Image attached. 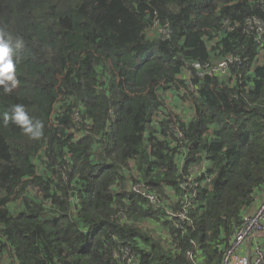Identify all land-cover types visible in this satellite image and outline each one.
<instances>
[{
  "label": "trees",
  "instance_id": "obj_1",
  "mask_svg": "<svg viewBox=\"0 0 264 264\" xmlns=\"http://www.w3.org/2000/svg\"><path fill=\"white\" fill-rule=\"evenodd\" d=\"M253 20L264 0H0L24 42L0 85V264H222L264 199ZM15 104L39 139L4 123Z\"/></svg>",
  "mask_w": 264,
  "mask_h": 264
},
{
  "label": "built area",
  "instance_id": "obj_2",
  "mask_svg": "<svg viewBox=\"0 0 264 264\" xmlns=\"http://www.w3.org/2000/svg\"><path fill=\"white\" fill-rule=\"evenodd\" d=\"M250 23V22H248ZM253 26L257 34L264 33V25L258 21H252ZM227 62L218 63L214 67H206V72L212 74L227 75L228 63ZM193 67L197 70L200 69L198 64H193ZM151 202H154L153 197H148ZM166 215L174 220L183 219V214H173L165 211ZM264 239V199L260 205L251 213L246 214L242 220V225L234 233L233 239L226 250L222 264H264V250L260 241ZM247 253H241V250L245 243H252ZM188 258L192 261V264H197L193 258V251L187 253ZM126 257V259H125ZM127 264H133L132 258H130L129 253L125 254L124 258ZM136 264V263H135Z\"/></svg>",
  "mask_w": 264,
  "mask_h": 264
},
{
  "label": "clouds",
  "instance_id": "obj_3",
  "mask_svg": "<svg viewBox=\"0 0 264 264\" xmlns=\"http://www.w3.org/2000/svg\"><path fill=\"white\" fill-rule=\"evenodd\" d=\"M23 43L21 37H17L13 43L12 37L8 36L7 33L0 29V85L11 82L10 87L6 86L4 88L5 92H11L12 88L17 83L15 77L16 63L14 61V52L16 49L23 47ZM3 119L5 124L11 121V123L20 127L31 139H39L43 135V122L39 119H32L28 115L23 104L13 105L10 109V113L6 112ZM251 245H253V242Z\"/></svg>",
  "mask_w": 264,
  "mask_h": 264
},
{
  "label": "rangeland",
  "instance_id": "obj_4",
  "mask_svg": "<svg viewBox=\"0 0 264 264\" xmlns=\"http://www.w3.org/2000/svg\"><path fill=\"white\" fill-rule=\"evenodd\" d=\"M222 62H227V61H219L218 63H222ZM194 64H197V63H194ZM199 70H201V67H200V69ZM175 92H177V91H175ZM174 91H169V92H167V94H166V99L170 102L169 104H165V106H166V109H165V111H171V110H173V113L175 114V116H177L176 114H179L178 112H185L186 110L188 111V115L187 114H184L183 116H182V119H184V120H188L189 119V117H190V114H191V110L190 109H187V107H188V104H187V102H185V103H183V101L181 100H178V98L176 97V93H175ZM169 95H171L170 97H169ZM177 95H181V96H183V91H178V93H177ZM174 103H177L176 105L178 106V107H174ZM173 105V108H171V106ZM190 113V114H189ZM261 245H262V248H264V242H262V243H260ZM4 262L6 263V261L4 260ZM4 263V264H5Z\"/></svg>",
  "mask_w": 264,
  "mask_h": 264
},
{
  "label": "crops",
  "instance_id": "obj_5",
  "mask_svg": "<svg viewBox=\"0 0 264 264\" xmlns=\"http://www.w3.org/2000/svg\"><path fill=\"white\" fill-rule=\"evenodd\" d=\"M170 96H171V95H169V97H170ZM165 103H166V104H169L170 102L166 99ZM171 108H173V105L171 106ZM171 111H173V110H171ZM262 242H264V240H262L261 243H262ZM250 247H251V243H245V245L243 246V252L246 253ZM6 259H7V257L4 258L5 261H7ZM5 264H6V263H5Z\"/></svg>",
  "mask_w": 264,
  "mask_h": 264
}]
</instances>
